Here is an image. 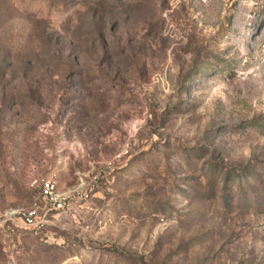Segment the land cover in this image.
<instances>
[{
	"label": "rangeland",
	"instance_id": "374dc122",
	"mask_svg": "<svg viewBox=\"0 0 264 264\" xmlns=\"http://www.w3.org/2000/svg\"><path fill=\"white\" fill-rule=\"evenodd\" d=\"M0 264H264V0H0Z\"/></svg>",
	"mask_w": 264,
	"mask_h": 264
},
{
	"label": "built area",
	"instance_id": "2783aa9c",
	"mask_svg": "<svg viewBox=\"0 0 264 264\" xmlns=\"http://www.w3.org/2000/svg\"><path fill=\"white\" fill-rule=\"evenodd\" d=\"M32 187H38L44 207L47 211L63 212V201L65 196L57 192V184L54 179L36 178L31 182ZM36 211L10 210L4 214L6 220L15 222L18 218L26 227L36 225L34 221Z\"/></svg>",
	"mask_w": 264,
	"mask_h": 264
}]
</instances>
